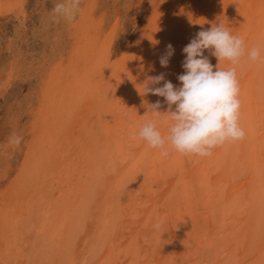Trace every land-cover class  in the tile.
Returning <instances> with one entry per match:
<instances>
[{"label": "bare ground", "instance_id": "6f19581e", "mask_svg": "<svg viewBox=\"0 0 264 264\" xmlns=\"http://www.w3.org/2000/svg\"><path fill=\"white\" fill-rule=\"evenodd\" d=\"M23 1L0 0V17L13 12L11 34L27 42ZM219 23L247 50H264V0H82L71 22L51 15L42 31L32 28L51 49L32 47L40 53L28 73L22 48L6 44L0 264H264V64L246 54L235 65L242 140L207 157L170 147L162 156L138 135L149 121L167 134L148 111L167 104L144 94L147 78L163 73L180 87L183 48ZM127 25L136 33L124 41ZM6 31L0 25V37ZM168 44L174 54L164 68ZM204 54L215 70L218 60ZM30 73L36 96H21Z\"/></svg>", "mask_w": 264, "mask_h": 264}, {"label": "clouds", "instance_id": "9594fccd", "mask_svg": "<svg viewBox=\"0 0 264 264\" xmlns=\"http://www.w3.org/2000/svg\"><path fill=\"white\" fill-rule=\"evenodd\" d=\"M82 0H60L52 10L53 19L63 18L69 22L80 11ZM228 61L233 65L226 70L216 66L214 70L208 56ZM184 73L177 79L181 86L176 87L165 79L163 73L149 76L142 85L144 94L163 97L167 111H160V101L146 104L148 111L158 118L159 125L166 129L165 135L156 122L145 123L138 132L150 148L159 149L162 156L169 155V147L181 155L207 157L214 149L229 142L242 140L246 133L240 126V88L235 65L246 54L253 62L264 64V50L253 47L247 50L242 37L233 35L223 23L201 30L183 48ZM174 54L171 44L166 46L159 63L167 68ZM163 82V86L160 85ZM151 85V86H150ZM173 106L175 109L173 110ZM21 137H13L11 142L19 145ZM160 224L154 225L159 228Z\"/></svg>", "mask_w": 264, "mask_h": 264}, {"label": "rangeland", "instance_id": "374dc122", "mask_svg": "<svg viewBox=\"0 0 264 264\" xmlns=\"http://www.w3.org/2000/svg\"><path fill=\"white\" fill-rule=\"evenodd\" d=\"M56 3H58L57 0H24L23 1L25 12H26V16H27V31L28 32L30 31L29 34L26 37V41L27 42H21L16 37H14V35L11 34L12 29H13L15 23H16V20H15V17H14L16 15L13 12H8L7 13V17H4V19H3V17H0V25H5L6 28H7L6 32H10L8 34L9 35L8 37H0V56H1L0 58H7L6 51H5L6 44L10 43V45L13 46L14 49H17L16 47L19 45L22 48V52L20 51L21 54L23 56H26L25 64L27 65V73H28V67H29L28 66V61H30L31 55L32 54L34 55V53L32 51V47L35 48L36 50H39V51L41 50L42 51L41 55L45 54L46 49L47 50L51 49L50 46H47V45L46 46H41V45H39V42H43L44 39L42 37H39V35L36 34V33L32 34L31 30H32L33 27H36L38 29L37 30L38 32L43 30L42 29L43 27L41 26V21L45 20L46 18H49L52 15V10L54 8V5H56ZM113 15H114V13L111 14L110 17H112ZM44 16H46V17L43 18ZM110 17H108V19ZM122 17H124V16H122ZM122 17L120 19H122ZM58 23L59 22H57V24ZM115 25L118 26L119 23H117ZM54 27H52V30L55 29ZM126 28L127 29L129 28L127 30V34H123V33L121 34V39L124 40V41H125V39L127 37H129V36L131 37V35L133 33H136V31L131 30V28L128 25L126 26ZM52 36L53 35L51 34L48 37L52 38ZM131 38H133V37H131ZM55 40H53V41H55ZM33 41L35 43H33ZM57 41L59 43V39H57ZM67 43H68L67 41L63 40V43H61V44L66 46ZM43 48H45V49H43ZM39 53L40 52H38L36 55H34V58L37 57ZM44 60H45V63H47V64L51 63V59L50 58H47V60L46 59H44ZM19 75H20V73H19ZM36 75L37 74H33V73H30V75H28V77H31V78H30L29 82H28V80L24 82L25 87H21L22 88V91H20L21 92V96L24 95V96H28L29 97V95H32V93H33V96H36V91L34 89L36 87L34 83H35V81H37L36 78H35ZM31 85H33V87H34L33 89H32ZM17 87L18 86H16V88ZM11 102H9L6 105L3 104V106H5L7 109H10L13 112V110H14L13 107H12L13 103H11ZM20 102H22V104L25 105L27 100H20ZM4 120H6V115L0 116V125H1L2 121L4 122ZM20 120H22V122H25V120H27L26 116L21 117Z\"/></svg>", "mask_w": 264, "mask_h": 264}]
</instances>
